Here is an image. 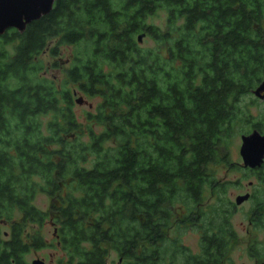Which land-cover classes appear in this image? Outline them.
<instances>
[{"label":"trees","instance_id":"16d2710c","mask_svg":"<svg viewBox=\"0 0 264 264\" xmlns=\"http://www.w3.org/2000/svg\"><path fill=\"white\" fill-rule=\"evenodd\" d=\"M158 10L163 28L147 22ZM64 46L76 50L57 82L43 58ZM263 79L264 0H56L24 31L8 28L0 264H30L25 255L48 245L46 222L62 252L55 264H109L110 252L115 264H223L222 197L197 213L220 185L209 165L230 163L235 127L264 134L263 115L240 105ZM76 93L99 98L80 120ZM38 192L47 210L33 203ZM181 205L202 217L198 253L169 234Z\"/></svg>","mask_w":264,"mask_h":264},{"label":"rangeland","instance_id":"374dc122","mask_svg":"<svg viewBox=\"0 0 264 264\" xmlns=\"http://www.w3.org/2000/svg\"><path fill=\"white\" fill-rule=\"evenodd\" d=\"M166 21V12L164 10H158L154 15H151L147 18V22L149 24L156 25L158 27L163 28ZM143 46H151L152 40L147 37H142V40L140 42ZM76 50L75 46H64L60 49L59 55L57 57H50L48 55L44 56V64L48 63V66H50V63H55L56 67H50L47 68L46 74L48 77H52L55 79V81L60 82L63 79V73L62 70L64 68H68L71 65V55ZM51 64V65H52ZM82 96V98L86 101V103L77 104L74 102L73 105V111L76 114L78 119L80 120L82 115L87 112L89 109H93L95 105L99 102V98L97 97H86L85 95H82L80 93H76L74 95V99L77 97ZM242 104L243 110L245 113H250L252 119V116L255 118H260L263 115L264 118V99H259L255 97L252 93L247 95L240 105ZM251 129L250 124L247 123H240L235 127V130L233 131L232 137L229 139L228 143V156H229V162L230 163H221L217 167H213L211 169V172L213 174V178L216 181H226L228 182L226 189H228V192H242V190L246 186V180L244 182V186L241 189V186L234 185L233 181L237 179L236 177V164H241L242 160L239 155V147L241 144V135L243 133L249 132ZM249 130V131H248ZM256 187V183H255ZM205 195L203 198V201L199 205V212L198 215L203 216L202 213L205 211L212 210L213 207L216 204V199L214 197V193L207 189L205 191ZM222 197V201L220 202L221 209L223 210L225 206V200L224 197ZM232 201L234 200V197L231 198ZM33 203L35 206L41 210H47L50 205V199L45 195V193L38 192L33 200ZM249 205V204H248ZM177 207V206H176ZM247 206L243 205L240 208H238L236 211L233 212V215L231 216V221L234 224L236 233H237V240L233 242L230 247L227 250L226 259L224 260L223 264H258L260 261L264 260V252L263 248L260 245H257L256 251H254L250 247V243L247 241V235L239 229V223L242 221L243 212L246 209ZM180 216L182 214H186V209L183 207L180 208ZM198 216L197 223L195 225L191 226V223L185 224L184 222L179 221L176 219L174 221L171 219V222L174 224L172 225V229L170 230L169 234H178L181 233L180 239L181 243L187 247L190 252L192 253H198L200 250V223L202 220V217ZM204 218V216H203ZM2 229H5L3 227ZM44 237L47 241V246L43 247L41 249L36 250H30L26 255V261L31 263L34 259H41L44 261L45 264H55L54 260H56L57 257L62 255V252L56 244L54 236H53V227L49 222H46L44 224ZM261 236V234H260ZM263 237V236H261ZM57 247H56V245ZM264 246V245H263ZM114 261V264L117 262V256L115 253L110 252L108 256V262L109 264Z\"/></svg>","mask_w":264,"mask_h":264},{"label":"flooded vegetation","instance_id":"af4514ba","mask_svg":"<svg viewBox=\"0 0 264 264\" xmlns=\"http://www.w3.org/2000/svg\"><path fill=\"white\" fill-rule=\"evenodd\" d=\"M252 130L245 134H249ZM213 167L217 166L209 165L208 168L211 171ZM235 167L237 179L230 181H233V183H235L234 185H237L238 187L241 186L242 189L246 180V186L242 192H228V189H226L228 182L222 181L221 183V181L216 180L215 182L220 184L218 188L209 190L215 192L213 194L215 199L218 195L220 197L223 196L225 200L223 212L225 222L224 225L226 231L228 232L226 237L228 248L233 242L237 240V233L234 224L231 221V216L233 215L234 211L245 205L247 207L243 212L242 221L239 223V229L247 235V241L250 243V247L256 251L257 245H261L262 248H264V160L262 164L255 167L246 166L243 164V162L241 164H236ZM208 175L212 176L213 174L211 172ZM205 193L206 192H204V195ZM232 197H234L233 201L231 199ZM238 197H244V199L237 203L236 200ZM181 207L186 209L183 205L177 206L176 208L179 210L176 219L184 222L185 224L191 223V226L195 225L198 220L197 215H195V213H188L186 210V214H182L180 216L181 213L179 212ZM260 234L263 237H261ZM261 263H264V260L260 261L258 264Z\"/></svg>","mask_w":264,"mask_h":264},{"label":"water","instance_id":"95a60500","mask_svg":"<svg viewBox=\"0 0 264 264\" xmlns=\"http://www.w3.org/2000/svg\"><path fill=\"white\" fill-rule=\"evenodd\" d=\"M56 0H0V36L8 28H15L19 32L24 31L26 25L43 15L49 13ZM143 34L137 37L141 42ZM252 94L264 99V79L252 91ZM75 103L82 104L86 101L81 97L75 99ZM239 155L244 165L255 167L262 164L264 160V134L252 130L249 134L241 135ZM244 197H238L239 203ZM30 264H45L41 259H34ZM264 264V263H261Z\"/></svg>","mask_w":264,"mask_h":264}]
</instances>
